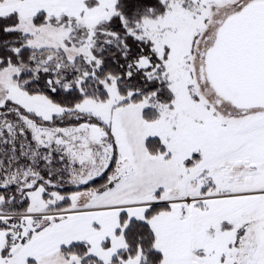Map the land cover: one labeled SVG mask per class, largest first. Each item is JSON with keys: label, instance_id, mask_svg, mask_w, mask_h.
<instances>
[{"label": "snow or ice", "instance_id": "obj_1", "mask_svg": "<svg viewBox=\"0 0 264 264\" xmlns=\"http://www.w3.org/2000/svg\"><path fill=\"white\" fill-rule=\"evenodd\" d=\"M0 264H264V0H0Z\"/></svg>", "mask_w": 264, "mask_h": 264}]
</instances>
